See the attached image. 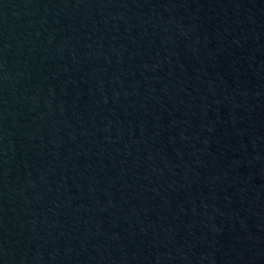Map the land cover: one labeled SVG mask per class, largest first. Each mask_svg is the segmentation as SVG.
Listing matches in <instances>:
<instances>
[{"label":"water","instance_id":"water-1","mask_svg":"<svg viewBox=\"0 0 264 264\" xmlns=\"http://www.w3.org/2000/svg\"><path fill=\"white\" fill-rule=\"evenodd\" d=\"M0 264H264V0H0Z\"/></svg>","mask_w":264,"mask_h":264}]
</instances>
